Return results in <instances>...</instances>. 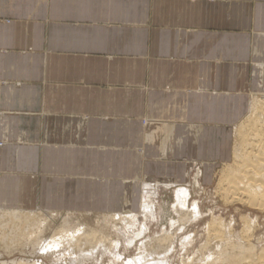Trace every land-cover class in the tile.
Returning <instances> with one entry per match:
<instances>
[{"label":"crops","instance_id":"crops-1","mask_svg":"<svg viewBox=\"0 0 264 264\" xmlns=\"http://www.w3.org/2000/svg\"><path fill=\"white\" fill-rule=\"evenodd\" d=\"M247 58L264 72V0H0V207L115 211L138 176L224 162L205 119L243 116Z\"/></svg>","mask_w":264,"mask_h":264},{"label":"bare ground","instance_id":"bare-ground-1","mask_svg":"<svg viewBox=\"0 0 264 264\" xmlns=\"http://www.w3.org/2000/svg\"><path fill=\"white\" fill-rule=\"evenodd\" d=\"M256 98L254 96L249 98L243 116L229 127L228 131L232 136L231 154L230 149H227V159L220 162L218 188L224 203H240L264 213V93L261 99ZM147 121V119L142 121L143 126ZM203 129L199 123L186 126L187 133L195 138ZM173 131V124L155 126L146 134V140L152 143L153 136L163 134L159 151L161 153L171 151ZM176 142L180 145L182 143L181 139ZM201 165L204 174L201 169H197L189 179L187 187L180 186L178 182L182 179L181 181L175 179V176L152 178L138 176L132 180L134 193L132 189L124 192L120 209L115 211L63 212L41 207L31 209L0 207V238L3 239V247L7 250L11 247L31 245L32 251L35 250L37 254L46 257L50 262L54 260L57 264H86L88 261L103 264L101 259L104 256L112 257L108 264H119L120 238H124V244L130 248L133 240L147 230L142 221L147 216L154 215L155 205L152 199L157 195L159 188H173L176 200L173 210L178 216V220L171 223L173 228L169 233L173 234L168 236L163 232V236L154 238L152 242L147 240L142 242L139 245L140 256L131 263L171 264L168 254L174 250L173 242L181 230L180 225L191 223L200 216L196 203L188 207L191 189L195 194L200 189L201 176L203 175L205 180L209 178L213 173L210 168L215 169L217 163L213 157L210 161L204 160ZM183 176L187 178L188 172ZM163 215L167 221L166 212H163ZM91 216L94 217V221L90 223L88 221ZM240 216L242 229L239 236L242 241L238 236V240L233 239L235 235L230 231V225L226 226L218 216H211L206 226L207 241L200 244L204 245L203 248L200 247L201 250L198 249L200 252L203 251L202 253L194 251L197 253L195 258L197 256L200 258L201 255L203 260L198 263L200 259L195 261V258L190 257L189 261H183L182 264H264V248L252 243L256 219H251L250 215ZM46 233L51 235L46 236ZM127 233H136L137 236H127ZM129 237L131 238L128 239ZM185 241L182 243L183 247ZM12 264L42 263L19 261Z\"/></svg>","mask_w":264,"mask_h":264},{"label":"rangeland","instance_id":"rangeland-1","mask_svg":"<svg viewBox=\"0 0 264 264\" xmlns=\"http://www.w3.org/2000/svg\"><path fill=\"white\" fill-rule=\"evenodd\" d=\"M244 64H246V72H245L246 76L244 77V80H243L244 81L243 87H244V90L246 89L248 90V92L244 95L240 94L239 96V99H240L239 108L240 109L245 108L247 106L249 97L254 96L255 98L257 97L256 99H261L264 93V85H263L264 84V72H262V69L260 70L258 69L257 74L255 76H252L253 62L249 60V58H247ZM212 104L214 105L213 102ZM218 105H220L221 107L223 106L225 111H222V112L224 113L223 115H225L226 106L230 104L226 105L225 103L222 104L220 102V104ZM212 119L213 118L211 117L205 119L208 122V124H212L211 127L214 128V131H213L214 141H213L212 147H222L224 150H226L227 145H229V148H230V144L232 142V136L230 133H227V132H225L224 134L222 130L224 122H227L226 116L224 117L225 121L220 120L222 119V117L219 118L218 120L214 119V121H212ZM220 136L222 137L223 140L221 141V143L220 141L216 142L215 139H219ZM102 159H104V157H102ZM102 162H104V160H102ZM115 166L118 171L119 170L121 171V169L123 168V166L119 164H116ZM191 167L192 166H190V172H191ZM4 171H6V168L4 169ZM210 171L213 173L212 175H210L209 178L205 180V178L201 177L200 189H198V191L195 192V194L191 189V196L188 202V207L190 208L192 203H196V205L199 208L200 216L197 218V220H194L191 223L180 225L181 230L179 231V233H177L176 238L173 242L174 250H172V252L168 254V256L170 257L169 260L171 264H182L183 261H187V260L189 261L190 257L195 258V254L197 255V253H202L203 250L201 252L199 250H201L204 245L200 246V244H205L207 241V236L205 234L206 226L211 216H214V217L218 216L223 220V223L226 226L230 225L231 226L230 231L234 233L235 235V238L233 239L235 240L239 239L240 241H242L241 240L242 238H240L239 236V233L242 229V220H241L240 215H250L251 219H256L255 227L253 228V232H252L253 233L252 243H256L257 245L259 244L262 248H264V213L258 212L240 203H224L223 199L221 198L219 194V188H218L219 187L218 178L220 176L219 171H221V164L217 163L215 169L210 168ZM17 174L18 175L20 174V176H22L24 173L18 172ZM189 179L190 178L188 177L187 181L182 180L181 182H178V184L180 186L187 187ZM27 185H28V195L27 196L32 194L31 187L33 185L36 188L38 196H41V193H42L41 189H43L42 187H44L43 186L44 185L43 175H37L36 179H34L32 183L27 184ZM172 189L159 188L157 195L152 199L153 204L155 205L154 215L152 217L147 216L146 219L142 221L143 225L144 224L146 225L147 230L141 236L136 237L133 240L134 242L131 246H129L130 248H128V246L124 244V238H120V243H119L120 245L118 247V252L121 255V259L118 260L119 264H126V263L131 264L132 261L136 260V258L140 256L141 251L139 250L140 248L139 245H141L142 242L146 240L148 242H152L154 238H160L161 236H163V234L164 235L168 234V236L173 234V233H169L173 228V225L171 223L172 221L176 222L178 220V216L175 214L173 210V205L176 200H175V195ZM25 190L26 189H24L23 192ZM202 192L204 193V195ZM163 212H166V214L168 215L167 221L166 219H164ZM93 221H94V217L91 216L88 222L91 223ZM178 224H180V222ZM138 225L140 226L141 224L138 222ZM46 234H47L46 236L51 235V233H46ZM130 235L137 236L136 233H127V236H130ZM205 236H206V239H205ZM237 236H238V239H237ZM130 238L131 237H129L128 239ZM184 240H186L185 241L186 243L190 241L188 243L190 245L184 243L185 247H183L182 243L184 242ZM2 243H3V239L0 238V263L12 264V263H18L19 261L33 263L37 261L42 264H57L56 261L53 260L52 262H50V260L47 259L46 257L42 256L39 253L37 254L35 250L32 251L31 245H28L25 247H20V246L11 247V249L6 250L4 249ZM160 243L163 245L162 242ZM200 247L202 248L200 249ZM195 250L197 253L196 252L194 253ZM208 251L210 252V250ZM199 256L200 258L197 256L195 258V261L196 259L197 260L200 259L198 263H201V260H203V257H201V255ZM111 259L112 257L104 256L102 257L101 261L103 264H108L109 262H111ZM86 264H93V262L88 261Z\"/></svg>","mask_w":264,"mask_h":264}]
</instances>
